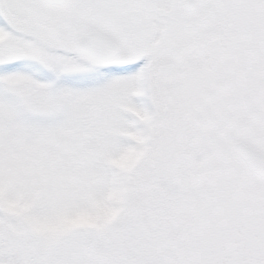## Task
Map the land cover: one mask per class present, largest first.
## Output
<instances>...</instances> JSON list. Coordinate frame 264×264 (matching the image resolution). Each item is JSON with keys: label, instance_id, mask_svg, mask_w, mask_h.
I'll list each match as a JSON object with an SVG mask.
<instances>
[{"label": "snow or ice", "instance_id": "obj_1", "mask_svg": "<svg viewBox=\"0 0 264 264\" xmlns=\"http://www.w3.org/2000/svg\"><path fill=\"white\" fill-rule=\"evenodd\" d=\"M0 264H264V0H0Z\"/></svg>", "mask_w": 264, "mask_h": 264}]
</instances>
